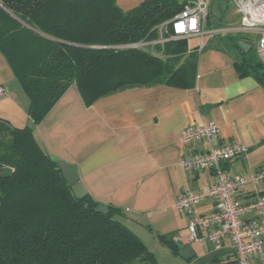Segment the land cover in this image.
<instances>
[{
  "label": "trees",
  "instance_id": "1",
  "mask_svg": "<svg viewBox=\"0 0 264 264\" xmlns=\"http://www.w3.org/2000/svg\"><path fill=\"white\" fill-rule=\"evenodd\" d=\"M187 2L141 0L123 9L116 0H0V51L30 98L32 122L40 124L74 85L86 106L131 86L194 87L200 53L186 39L128 47L169 38L171 29L160 26ZM226 11L227 2L212 0L207 27L225 24ZM242 39L228 35L220 45L234 53L241 76L264 85V62L244 51ZM99 204L67 186L32 126L0 123V264H159L119 219L122 209L108 205L103 213ZM159 240L179 254L171 236Z\"/></svg>",
  "mask_w": 264,
  "mask_h": 264
},
{
  "label": "crops",
  "instance_id": "2",
  "mask_svg": "<svg viewBox=\"0 0 264 264\" xmlns=\"http://www.w3.org/2000/svg\"><path fill=\"white\" fill-rule=\"evenodd\" d=\"M140 1L116 3L129 9ZM235 35L251 43L248 34ZM220 39L199 52L192 88L164 83L131 86L86 106L74 85L38 125L29 115V96L0 51V84L7 90L0 98V123L32 126L42 147L76 168L88 194L100 204L122 209L119 219L143 240L159 264H233L235 251L229 238L220 249L191 241V215L174 206L181 192L198 191L217 181L213 171L192 172L182 166V158L190 152L208 148L205 142H181L189 124L216 122L221 131L214 145L237 141L250 147L247 155L226 163L229 176H249L264 168V85L254 76L239 74L234 53L221 46ZM256 193L249 185L239 197L247 201ZM214 208L211 198L196 206L194 214L210 215ZM159 235L171 236L179 254L161 243ZM251 263L263 264V257L254 254Z\"/></svg>",
  "mask_w": 264,
  "mask_h": 264
},
{
  "label": "built area",
  "instance_id": "3",
  "mask_svg": "<svg viewBox=\"0 0 264 264\" xmlns=\"http://www.w3.org/2000/svg\"><path fill=\"white\" fill-rule=\"evenodd\" d=\"M233 5L241 16L237 25L225 22L213 28L207 27L212 0H188L184 9L170 21L160 26V31L170 28L169 38L160 37L150 42H140L128 47L150 48L157 43L169 40L196 38V49L201 52L217 38L235 34H252L257 40V54L264 62V0H223ZM251 40V39H250ZM6 87L0 84V98L5 97ZM216 122L189 124L182 131L180 139L190 145L205 142L204 151L190 152L182 158V166L192 172L210 170L216 174L217 181L198 191L178 194L174 206L180 213L191 215L188 224L190 240L201 244L210 243L220 249L229 238L235 251L233 264H252L254 254L263 257L264 264V168L249 176H229L225 170L227 162L248 154L250 147L244 143L231 141L214 145L213 139L220 133ZM256 188L251 200L239 197L247 186ZM215 200L214 212L210 215H195V207Z\"/></svg>",
  "mask_w": 264,
  "mask_h": 264
},
{
  "label": "water",
  "instance_id": "4",
  "mask_svg": "<svg viewBox=\"0 0 264 264\" xmlns=\"http://www.w3.org/2000/svg\"><path fill=\"white\" fill-rule=\"evenodd\" d=\"M239 45L244 49L246 53H248L252 48V43L246 42L244 40H240ZM58 167L62 171V174L67 182V186L72 188L76 196L84 197L88 194L86 188L80 182V176L76 168H74L70 163L66 161H58ZM96 209L99 212L104 213L107 211L108 205L99 204Z\"/></svg>",
  "mask_w": 264,
  "mask_h": 264
},
{
  "label": "rangeland",
  "instance_id": "5",
  "mask_svg": "<svg viewBox=\"0 0 264 264\" xmlns=\"http://www.w3.org/2000/svg\"><path fill=\"white\" fill-rule=\"evenodd\" d=\"M240 21H241V16L237 12L236 8L231 4L227 5L226 22L228 24H231V25H237L240 23ZM248 38L251 39V43L253 45V48H252L250 55L253 56L254 58H259L261 60V58L257 54V44H256L257 40L255 39V36L252 34H248ZM196 45H197V39L196 38L189 41V46L194 47ZM148 49H149V47H148ZM130 264H149V263L140 258V259L133 261Z\"/></svg>",
  "mask_w": 264,
  "mask_h": 264
}]
</instances>
